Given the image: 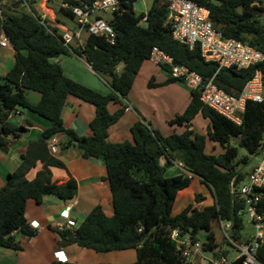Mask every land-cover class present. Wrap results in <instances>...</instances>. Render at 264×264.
I'll return each mask as SVG.
<instances>
[{
	"label": "trees",
	"instance_id": "obj_1",
	"mask_svg": "<svg viewBox=\"0 0 264 264\" xmlns=\"http://www.w3.org/2000/svg\"><path fill=\"white\" fill-rule=\"evenodd\" d=\"M124 1L121 15L116 14L110 21L117 36L115 45L103 38L87 35L83 49L71 47L72 52L84 57L96 73L110 79L113 93L109 95H102L67 78L61 66L54 62L72 52L64 47L57 28L51 27L48 20L43 24L40 22L35 12L36 0L28 2L34 15L25 9L21 13L13 12L11 7L5 12L0 35L3 32L10 41L15 63L5 77L0 76V148L7 151L10 139L19 138L26 131L24 127L9 122L11 113L18 108L28 109L47 119L50 126L36 142L31 143L28 152L22 155L21 166L9 175L5 187L0 190V249H20L13 236L15 233L28 237L36 235L37 231L26 220L28 201L41 204L49 195L63 201L75 198L77 182L74 179L64 185L51 181L50 167L63 165L49 154L47 142L62 133L68 137L63 148L77 147L86 158H104L114 215L107 217L101 206L95 207L76 230L57 232L60 245L77 244L100 253L135 250L137 261L132 264H181L182 257L171 240L173 230H178L192 242L198 241L201 230L206 231L208 243L203 244L204 249L213 251L215 256L220 249L214 244L212 225L219 217L233 221V239H242L245 225L243 219L237 217V212L243 205H235L230 185L233 180L240 184L246 179L249 172L244 168L249 158L245 156L238 160V148L230 143L232 139L239 138V146L250 155L261 153L264 102H248L242 124L236 125L205 107L200 100V92H191V102L185 112L169 123L183 126L198 114L210 120L212 129L209 137L224 149V153L218 156L206 153V139L198 133L185 131L163 137L141 122L131 127L133 141L111 144L107 141L108 129L120 120L125 111L123 107L112 114L108 106L128 97L136 76L143 63L149 60L154 47L170 55L176 65L186 66L201 75L205 82L214 78L219 88L234 96L242 92L257 70L261 71L264 84V63L241 71L235 68L219 70L217 64L205 62L199 46L191 50L173 39V26L168 21L169 12L165 4L153 1L146 14H138L134 9L138 0ZM191 1L210 10L214 27L226 38L241 41L264 53V9L254 7L255 0ZM18 3L22 5V0ZM144 18L147 19L145 24L141 23ZM120 65L124 66V71L118 74ZM161 67L170 73L169 68ZM171 82L181 81L172 79ZM29 92L40 94L37 105L28 102ZM69 96L96 107V116L90 123L92 137H80L65 129L62 110ZM176 155H179L184 168L201 178L209 188L214 197L212 206L202 211L189 206L180 214L173 215L179 192L192 182V178L184 174L166 177L167 168ZM162 160L166 163L163 164ZM37 162L43 164V169L30 181L27 174ZM135 171L143 172L146 181L135 176ZM195 200L200 203L204 198L196 195ZM261 204L264 212V196ZM51 264L63 263L54 261ZM233 264H240V261Z\"/></svg>",
	"mask_w": 264,
	"mask_h": 264
},
{
	"label": "crops",
	"instance_id": "obj_2",
	"mask_svg": "<svg viewBox=\"0 0 264 264\" xmlns=\"http://www.w3.org/2000/svg\"><path fill=\"white\" fill-rule=\"evenodd\" d=\"M146 2L151 3V8L153 2ZM48 19L52 25L67 27L71 30L77 28L73 18L60 12L56 14L55 10L54 15ZM83 37L86 39L87 35H83ZM4 49L5 51L0 53V76L2 77L8 74L15 63V52L12 46L10 45V47ZM54 62L61 66L67 78L102 95L113 93L110 79H106L92 68L90 69L86 59L83 57L70 53L55 59ZM123 71L124 66L120 65L117 68V73L121 74ZM171 80L172 78L168 71L149 60L145 61L134 80L128 97L111 102L108 106L109 112L114 114L125 107V101L131 106L132 110L124 112L120 120L110 126L107 141L111 144L133 141L131 127L137 122L148 124L151 130L159 132L163 137H168L172 134H182L185 131L198 133L194 125L198 118L202 116L201 114H198L189 124L178 125L174 129L169 127V122L178 115L183 114L189 106L192 92L184 83L171 82ZM40 99V94L36 92L27 94V100L31 105H37ZM95 116L96 107L94 105L74 96L67 98L62 110V120L65 129L73 131L80 137L89 138L93 136L90 123ZM9 122L14 126L24 127L26 131L21 137L10 139L11 142L7 151H3L0 148V190L5 187L9 175L17 171L21 166L22 155L28 152L31 143L36 142L50 126V121L47 119L22 108H18L16 113L9 117ZM54 138L58 143L57 149L49 151V154L60 162L63 167H50L51 181L56 185H64L71 178L74 179L77 182L75 198L71 201H63L49 195L43 198L41 204H37L33 200L28 201L26 205L27 223L30 225L31 222H36L39 225V229L34 237H28L20 232L13 234L20 249H0V264H51L54 261H58L56 258V253L58 252H63L62 256L67 259L65 264L135 263L137 261V252L135 250L100 253L92 249L81 248L77 244L60 245L58 231L65 229L76 230L97 206H101L107 217H112L114 215V206L104 158H86L83 151L77 147L63 148V144L68 139L64 133L58 134ZM42 169L43 164L37 162L36 166L27 174V178L30 181L34 180L37 173ZM181 174L174 167L166 171V177H175ZM135 176L143 181L147 179L143 172L135 171ZM205 203L206 201L202 204L204 208L211 204V202L208 205ZM64 212L69 213L68 220L62 217ZM68 222L74 224V227H68ZM215 223L218 225L217 222ZM57 225H60V227ZM214 229L215 227L213 231ZM203 231L201 230L198 233V241L200 243V234ZM217 232L221 234L220 229ZM205 233L208 237V233L206 231ZM216 236L217 234L215 233L214 244L221 250L223 249V244L219 241L217 242ZM206 243H208V239L203 244ZM224 253H227V251H224ZM211 259L200 256L194 264H208Z\"/></svg>",
	"mask_w": 264,
	"mask_h": 264
},
{
	"label": "built area",
	"instance_id": "obj_3",
	"mask_svg": "<svg viewBox=\"0 0 264 264\" xmlns=\"http://www.w3.org/2000/svg\"><path fill=\"white\" fill-rule=\"evenodd\" d=\"M31 0H22V7L31 14L34 12L29 7L28 2ZM35 12L40 17L43 24L45 20H49L54 15L53 8L49 7L50 0H36ZM60 3L61 14L71 17L75 20L77 28L71 30L67 27L52 25L51 27L58 29V35L65 48L71 52V47L84 48L86 39L83 35H93L103 38L107 43L115 45L117 36L110 21L116 14L121 15L122 5L126 3L124 0H71ZM159 1L166 5L169 17L168 21L172 24L173 39L178 43L187 46L193 50L199 46L201 55L205 62L215 63L219 70L235 68L238 71L258 66L264 63V53L256 48L245 44L241 41L226 38L219 30H217L212 21L210 10L198 5L191 0H138L137 2ZM134 3V8L136 3ZM128 3V2H127ZM254 7L264 9V0H255ZM7 0H0V24L3 23L4 14L7 11ZM105 13L111 14L113 17L107 21L102 16ZM36 16V14H35ZM264 22V17H263ZM147 19H142L143 24ZM10 41L2 32L0 35V47H10ZM73 53V52H72ZM84 58V57H83ZM85 59V58H84ZM149 61L158 65L169 68L171 78L181 81L191 91L200 92V100L202 104L226 118L236 125H241L245 114L247 103H263L264 102V84L261 71H256L253 78L246 83L242 92L238 96L231 95L219 88L214 82V78L205 82L201 75L190 70L186 66L176 65L174 59L158 47H154L150 53ZM91 69L92 66L88 64ZM124 111L132 110L131 106L124 101ZM16 113V112H13ZM11 113V115L13 114ZM18 114V112H17ZM10 115V116H11ZM261 147L262 156L258 164L251 169L247 179L240 184H236L233 180L230 189L236 206L243 205L237 212V217L243 219L244 225L249 224L254 235L240 241L233 239L235 232V224L231 220H217L223 242H228L238 252V256L234 261L228 260L221 249L217 256L209 261L208 264H233L240 261V264H264V212L262 211L261 200L264 196V141ZM57 140L52 138L47 142L49 151L57 149ZM180 169L184 170V165L176 164ZM69 213H62V217L68 220ZM33 230H38L39 225L31 222L29 225ZM60 227V225H57ZM67 226L74 227V224L68 222ZM245 227L242 231L244 233ZM171 240L175 243V250L182 257L181 264H194L196 259L202 256L204 246L199 241L192 242L189 237L182 236L178 230H173ZM63 252L56 253L59 262L65 264L67 259L64 258Z\"/></svg>",
	"mask_w": 264,
	"mask_h": 264
},
{
	"label": "rangeland",
	"instance_id": "obj_4",
	"mask_svg": "<svg viewBox=\"0 0 264 264\" xmlns=\"http://www.w3.org/2000/svg\"><path fill=\"white\" fill-rule=\"evenodd\" d=\"M61 1L62 0H50V2H49V7L53 8L55 10L56 14L59 13L58 9L60 8ZM7 4L9 5V7H7V8L11 7L10 9H13L12 11L16 12V13H21L25 9L24 7H22L18 3V0H7ZM150 4H151L150 2L139 1L135 5V11L138 14L147 13L150 9ZM102 17L105 20L109 21L112 19L113 16L111 14L105 13V14H103ZM49 23H50V21H49ZM72 47H74V45ZM2 51H5V49L0 48V53ZM165 73L167 76H169V74L167 72H165ZM168 125H170V123ZM176 126H178V125L177 124L170 125L169 127H173V129H174V127H176ZM194 128H195L196 132L200 133V135L205 137V139H206V152L208 154L218 156V155H221L224 153V149L222 148V146L218 143L213 142L209 137V133L211 132V129H212L210 120L205 119L202 116H200L198 118L196 124L194 125ZM172 135H174V134H172ZM230 144L232 147L238 148V151H239L238 160H240L241 158H243L245 156L249 158V162L246 165V167L244 168V171L247 173L250 172L251 169L253 167H255L258 164V162L260 161V159L262 158L261 155L252 156L245 149L241 148L239 146V138L232 139ZM162 163L165 164L166 161H164ZM171 163L172 164L167 168V170L174 167V168H176V170L179 173H182L184 175H188L190 178H192L191 185L188 188L180 191L181 193L179 192V194H178L179 197H178V200H177V202L174 206V210H173L174 215L180 214L185 209H187L189 206L193 207V209L202 210V209H204L202 204L205 201H206V203H205L206 205H208L211 202V204L208 206H211L214 204V197H213L212 193L210 192L209 188L205 184H203L201 178H199L195 174L189 172L185 168H184L185 171L180 169L176 165L179 163L183 164L179 155H176L175 160H172ZM246 181H247V179L245 180L244 184L245 183L247 184ZM196 195H201L204 198V200L200 203L196 202V200H195ZM213 226L216 229V230L214 229V231L217 234V236H216L217 242L219 241L220 243L223 244V250L227 251L228 260L234 261L236 259V257L238 256V252L228 242H225V241L223 242L222 235L219 232H217L219 230V226L216 223H214ZM253 235H254L253 228L249 224L246 223L245 224V231H244V233H242L243 239L247 240V239L251 238ZM200 238H201L202 244L204 242H206L207 234L205 233V231L201 232ZM202 256H204L207 259H210V258H213L214 253L211 250L204 249L202 252Z\"/></svg>",
	"mask_w": 264,
	"mask_h": 264
}]
</instances>
